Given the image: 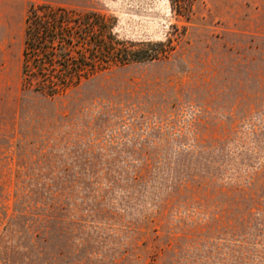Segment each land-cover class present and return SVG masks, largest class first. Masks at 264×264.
<instances>
[{
  "label": "rangeland",
  "instance_id": "374dc122",
  "mask_svg": "<svg viewBox=\"0 0 264 264\" xmlns=\"http://www.w3.org/2000/svg\"><path fill=\"white\" fill-rule=\"evenodd\" d=\"M41 4L161 56L26 89ZM0 264H264V0H0Z\"/></svg>",
  "mask_w": 264,
  "mask_h": 264
},
{
  "label": "trees",
  "instance_id": "16d2710c",
  "mask_svg": "<svg viewBox=\"0 0 264 264\" xmlns=\"http://www.w3.org/2000/svg\"><path fill=\"white\" fill-rule=\"evenodd\" d=\"M116 18L96 10L41 4L26 17L22 54L26 89L55 98L84 78L114 64L153 61L163 42L121 40Z\"/></svg>",
  "mask_w": 264,
  "mask_h": 264
}]
</instances>
